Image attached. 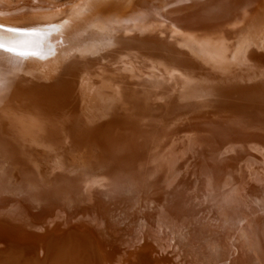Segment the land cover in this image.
I'll use <instances>...</instances> for the list:
<instances>
[{
    "label": "bare ground",
    "instance_id": "1",
    "mask_svg": "<svg viewBox=\"0 0 264 264\" xmlns=\"http://www.w3.org/2000/svg\"><path fill=\"white\" fill-rule=\"evenodd\" d=\"M0 42L16 46L0 48V194L53 200L124 234L112 257L59 239L57 253L8 247L0 264L134 263L144 238L155 243L145 248L173 250L172 264H264V148L204 145L208 122L228 120L183 102L205 92L264 98V0H0ZM159 75L179 79L142 80ZM124 90L156 118L166 105L159 99L175 105L159 138L143 139L141 153L119 154L126 141L112 137L93 163L86 153L65 158L70 133L57 125L113 105L138 117L142 134L155 132L151 113L133 115L132 103L120 100L133 98ZM181 119L196 123L176 137ZM129 162L132 170L117 168Z\"/></svg>",
    "mask_w": 264,
    "mask_h": 264
},
{
    "label": "water",
    "instance_id": "2",
    "mask_svg": "<svg viewBox=\"0 0 264 264\" xmlns=\"http://www.w3.org/2000/svg\"><path fill=\"white\" fill-rule=\"evenodd\" d=\"M17 65L21 66L23 63ZM178 79L176 76L168 75H159L152 78L145 76L142 78V80L159 81L164 86L172 85ZM122 93L133 97L130 100L125 97L120 98L122 102L128 101L130 104L132 103L131 105L134 107L133 115L134 113H151L146 122L152 124L155 132L142 134L140 130L142 122L139 121L138 117H132V113L127 115L124 112H118V107L113 105L114 109L117 110L113 108H110L108 111L101 110L90 120L80 117L79 119H82L81 122H62L57 125L58 128L66 127L70 133L66 141L64 140L62 143L65 146V152L68 153L65 158L71 159L77 153H86L93 163L100 153L103 155L100 149L101 146L102 149L105 146L109 147V141L112 137H122L126 141V150L120 149L119 154H123L124 151L141 153L146 148L144 145L145 141L149 144V142L159 138V129H164V117L176 110L175 105L171 103L169 97L164 96L158 100V103L166 105L160 109V116L156 118L153 115L154 111H152L151 105L149 103L144 105L145 103L143 104L139 95L138 99H136L130 91L124 90ZM61 99L64 98L61 97ZM114 101L118 104V101ZM187 101L192 107H195L197 110L199 109L201 113L215 112V114L226 116L228 120L226 122L221 118H216L213 122H208V131H203L199 135L202 136L199 141H203L204 145L212 148L216 147V144H221V149L223 144H226V140H231L232 145L236 147L234 148L235 150L238 147H246V145L264 148V98L214 97L209 92H205L199 97L183 100L184 103ZM154 103L156 106L159 105L156 101ZM154 103L151 102L153 105ZM65 109L71 110L72 108L66 107ZM115 119L116 122H113ZM191 123L195 125L196 122L189 119L176 121L173 125L176 137H179L182 131L189 127ZM197 126L204 127L201 124ZM76 146H80V149H76ZM112 146L110 147L112 148ZM231 155L233 154L227 153L220 156V159L232 157ZM66 164H69V161ZM62 168L64 167L60 169ZM117 168L120 171L126 168L132 170L133 164L132 162L123 163L118 165ZM67 175L71 176L72 174ZM109 184L110 188L118 185V183H114L113 181L109 182ZM104 187H100L97 191L104 192L106 189ZM23 194H13L10 191L0 194V252L11 246L20 253L27 251L35 252L39 246H42L45 249L53 251V253H57L60 249L59 239L69 242L71 239V244H73V239L76 247L84 248L86 246L87 248H92L93 252L95 254L97 252L100 256L112 257L116 252L124 249V243L121 242L124 234L121 230L107 229L103 221L97 220L92 213H86L78 209L71 210L69 208L63 211L59 207L58 202L55 203L52 200L44 203L36 197L33 199L32 194L31 197L24 196ZM142 243V246L141 244L137 246L139 252L135 256L134 263L133 261H129L126 264H155L159 260L172 264L173 255L169 253V250L158 252L154 249V246L152 249L145 248L147 247L146 243H150V245L155 244L149 238H144Z\"/></svg>",
    "mask_w": 264,
    "mask_h": 264
},
{
    "label": "snow or ice",
    "instance_id": "3",
    "mask_svg": "<svg viewBox=\"0 0 264 264\" xmlns=\"http://www.w3.org/2000/svg\"><path fill=\"white\" fill-rule=\"evenodd\" d=\"M9 31H12L11 29H9ZM27 35H32L31 33L27 34ZM31 45L28 43H24L21 45V47H30ZM0 48H5V50L12 52L16 50V46L13 44H9V45H5L3 42H0ZM18 54L20 55H26V54H34V53H26V52H19Z\"/></svg>",
    "mask_w": 264,
    "mask_h": 264
},
{
    "label": "rangeland",
    "instance_id": "4",
    "mask_svg": "<svg viewBox=\"0 0 264 264\" xmlns=\"http://www.w3.org/2000/svg\"><path fill=\"white\" fill-rule=\"evenodd\" d=\"M11 1H15V2H17V1H22V0H11ZM23 1H25V0H23ZM47 1H53V2H55V3H57V4H64V3H67V2H72L71 0H47ZM7 46V45H6ZM14 189L15 190H17V188L16 187H14ZM169 250V252H170V248L168 249ZM171 255H175V253H174V251L173 250H171ZM175 257V256H174ZM178 260H180V259H178ZM183 261V260H182ZM179 264H183V262H181V260H180V262H179Z\"/></svg>",
    "mask_w": 264,
    "mask_h": 264
}]
</instances>
